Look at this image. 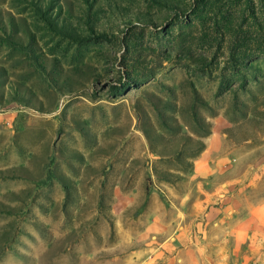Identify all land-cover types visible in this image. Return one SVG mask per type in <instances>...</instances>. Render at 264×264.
I'll return each instance as SVG.
<instances>
[{"label":"rangeland","instance_id":"374dc122","mask_svg":"<svg viewBox=\"0 0 264 264\" xmlns=\"http://www.w3.org/2000/svg\"><path fill=\"white\" fill-rule=\"evenodd\" d=\"M0 264H264V0H0Z\"/></svg>","mask_w":264,"mask_h":264}]
</instances>
